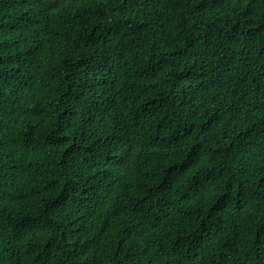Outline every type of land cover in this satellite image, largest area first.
<instances>
[{
  "label": "trees",
  "instance_id": "1",
  "mask_svg": "<svg viewBox=\"0 0 264 264\" xmlns=\"http://www.w3.org/2000/svg\"><path fill=\"white\" fill-rule=\"evenodd\" d=\"M0 264H264V0H0Z\"/></svg>",
  "mask_w": 264,
  "mask_h": 264
}]
</instances>
